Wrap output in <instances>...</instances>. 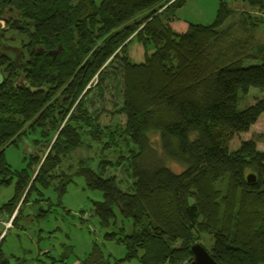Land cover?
Returning <instances> with one entry per match:
<instances>
[{"label": "trees", "instance_id": "1", "mask_svg": "<svg viewBox=\"0 0 264 264\" xmlns=\"http://www.w3.org/2000/svg\"><path fill=\"white\" fill-rule=\"evenodd\" d=\"M241 2L237 23L221 0L212 23L200 25L177 17L186 0H0V187L14 192L0 206V264L31 193L52 187L61 196L75 176L101 193L93 214L117 229L105 237L120 235V261L188 264L206 235L217 263L264 264V150L253 140L227 147L264 114V48L251 53L250 33L264 24V0ZM112 61L124 117L113 130L86 104ZM251 88L263 96L238 110ZM32 134L31 171L12 169L4 150ZM91 142L96 153L81 156ZM119 167L132 179L124 189L107 172Z\"/></svg>", "mask_w": 264, "mask_h": 264}, {"label": "rangeland", "instance_id": "2", "mask_svg": "<svg viewBox=\"0 0 264 264\" xmlns=\"http://www.w3.org/2000/svg\"><path fill=\"white\" fill-rule=\"evenodd\" d=\"M219 1L221 0H186L185 5L177 12V17L181 23L209 25L215 18ZM222 1L233 10V17L228 23H237L240 12L245 9L241 0ZM250 33L253 37L251 45H254L251 53L259 56L260 52L256 48H264V24L251 30ZM255 64H259V61L245 59L242 63L243 66ZM95 84L96 81L86 97L89 112L93 118H97L102 127L120 129L124 125V117L118 114L122 104L121 66L118 61L110 62L102 72V82L97 86ZM262 96L263 94L258 90L249 89L247 95L240 97L238 110L252 105ZM36 139L38 138L35 134L28 135L18 146H10L4 150V158L12 169L20 171L26 168L31 171L28 163ZM247 140H253L258 150H264V114L259 116L246 133L232 135L227 143L228 150H235L242 141ZM91 145L93 147L91 150L87 151L83 148L79 151L80 155L91 156L93 152L95 154L96 145L95 143ZM111 150H107L104 154L115 163L119 154ZM96 164V160L93 161L92 168H95ZM168 166L174 172L181 170L174 164ZM107 172L109 175H116L123 189L125 184L130 185L127 180L132 181L124 174L123 167ZM40 191L42 196L36 191L29 196L30 203L24 211L28 217L25 216L20 222L23 229L10 230L2 242L1 250L9 259L8 264H137L135 259L120 261L127 252L125 246L117 240L120 235L117 234L113 239L105 237L106 233L117 232V229L112 227L106 229L100 225L92 209L93 202L101 201L102 195L99 191L86 188L83 177H73L61 196L52 187ZM13 193V184L0 187V206L9 200ZM37 199L42 201H36ZM46 210L47 212L44 213L43 211ZM37 214L41 216L37 217L36 221H31V216ZM3 215L0 213V219ZM4 226L8 228L10 223H4ZM126 229L129 230L128 225ZM198 243L210 248L212 240L203 235Z\"/></svg>", "mask_w": 264, "mask_h": 264}, {"label": "water", "instance_id": "3", "mask_svg": "<svg viewBox=\"0 0 264 264\" xmlns=\"http://www.w3.org/2000/svg\"><path fill=\"white\" fill-rule=\"evenodd\" d=\"M58 53L59 51L56 49L50 54L55 58ZM250 178L251 176L247 177L248 180H250ZM189 252L191 254V260L188 264H219L209 255L208 251L200 243L191 245Z\"/></svg>", "mask_w": 264, "mask_h": 264}, {"label": "crops", "instance_id": "4", "mask_svg": "<svg viewBox=\"0 0 264 264\" xmlns=\"http://www.w3.org/2000/svg\"><path fill=\"white\" fill-rule=\"evenodd\" d=\"M8 163V162H7ZM9 164V163H8Z\"/></svg>", "mask_w": 264, "mask_h": 264}]
</instances>
